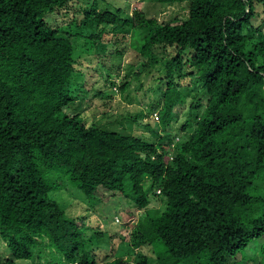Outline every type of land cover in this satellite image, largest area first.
I'll return each mask as SVG.
<instances>
[{
  "label": "trees",
  "instance_id": "trees-1",
  "mask_svg": "<svg viewBox=\"0 0 264 264\" xmlns=\"http://www.w3.org/2000/svg\"><path fill=\"white\" fill-rule=\"evenodd\" d=\"M152 1L183 15L159 22L126 0H0V238L10 255L0 264H35L45 249V264H245L259 238L264 264V0ZM53 15L71 23L54 26ZM130 30L136 72L152 76L136 90L148 94L152 132L164 133L154 141L100 126L82 110L92 100H76L84 51L119 63ZM130 82L120 76L116 90ZM65 185L140 210L128 238L86 235L52 196ZM152 197L162 206L149 207ZM100 238L110 255L99 261Z\"/></svg>",
  "mask_w": 264,
  "mask_h": 264
},
{
  "label": "rangeland",
  "instance_id": "rangeland-1",
  "mask_svg": "<svg viewBox=\"0 0 264 264\" xmlns=\"http://www.w3.org/2000/svg\"><path fill=\"white\" fill-rule=\"evenodd\" d=\"M79 1V6L84 4L85 0H76V3ZM120 0H110V2H119ZM123 1V0H121ZM125 1V0H124ZM128 3H123L125 10L131 11L134 6H139L141 10L147 12L148 16H156L159 22L167 21L174 16L183 15L181 6L178 3H168V4H159L153 3L152 0H126ZM182 4V3H181ZM116 5V4H112ZM257 11L260 13L261 17H264V11L260 5L256 6ZM49 22L54 25H64L69 24L68 20L63 17H57L55 15L48 18ZM72 30V28H71ZM132 36V30L128 31L127 36H125L124 41H121L122 46L120 49L124 50L123 56L118 63L115 59L116 54L112 53L113 57L108 54L99 55V57L93 52L84 51L80 57L77 69L83 73V78L81 80V88L79 89L77 95V101H81V98L87 97L91 99L92 103L87 107L82 106V110H86V114L95 117L94 121L97 122L100 126L104 128H109L112 126H117V130H126L130 133H139L144 135L146 138L157 140L162 134L155 135L151 130V125L149 122L150 115H147L150 103L148 101L147 95H143L142 92L136 90V87L140 83H144V88H147L146 84L152 82V76H145L146 70H143L142 74H137V70L140 69L139 65H135L138 62L140 57L135 48L132 47V40L128 36ZM111 36V35H110ZM115 36H112V40ZM120 39V35L118 36ZM111 38L109 40H111ZM121 39V40H123ZM74 45L77 48L84 49L85 46H88L84 39L73 38ZM104 47V45L100 46ZM98 46V48L100 49ZM114 48L112 46L108 52H112ZM96 51V50H95ZM89 54V55H87ZM160 65L157 63L153 66V69L150 72L153 74L158 73ZM109 73V74H108ZM128 74L131 78L129 90L125 93H121L118 89V80L119 77ZM119 74V75H118ZM114 83V85H113ZM110 88L113 92H111ZM99 91H104L106 96H100ZM192 93L191 90L187 92ZM110 94V95H109ZM150 94V93H149ZM110 101L108 108H103L102 101ZM109 103V102H107ZM101 104V105H100ZM187 107V106H186ZM185 107V108H186ZM87 108V109H86ZM107 109L109 113L102 114V112ZM143 109V110H141ZM142 111L143 118L141 121L132 122L130 115H133L134 111ZM175 116L178 115L174 111ZM94 115V116H93ZM185 109L179 112L178 120L172 122V132L179 133L181 125L184 122ZM148 123L150 126H146ZM156 125L153 129H155ZM174 133V134H175ZM184 133V132H183ZM174 136V135H173ZM176 136V135H175ZM176 140V138H175ZM101 199L88 201L87 199L80 196V194L71 188L69 185H65L61 190H57L52 193L54 199L65 209L66 213L77 219V224L79 226H87L85 229L86 235H93L96 232H106V233H118L121 238L127 239L130 233V227L133 225L136 217L141 214V211L134 209L128 205L126 201L119 196H110L107 191H101L98 193ZM149 207L162 206L157 198H151L149 201ZM118 213V215H117ZM260 238L258 241H255L248 246L246 252L247 258H254V262L248 261L246 264H261L260 257L258 256V244L261 243ZM108 238L103 240L100 238L98 245L105 249L101 254V257H97L98 260L106 258V255H110L108 248L110 244H107ZM125 245V244H124ZM120 248V245H119ZM49 250L45 249L44 253L40 258L35 257V264H45V260L48 259L47 252ZM0 256L3 258L9 257V253L6 249L5 241L0 238ZM19 264H32L28 260L18 261Z\"/></svg>",
  "mask_w": 264,
  "mask_h": 264
},
{
  "label": "clouds",
  "instance_id": "clouds-1",
  "mask_svg": "<svg viewBox=\"0 0 264 264\" xmlns=\"http://www.w3.org/2000/svg\"><path fill=\"white\" fill-rule=\"evenodd\" d=\"M176 136L174 137V140H175V138H176V140L175 141H179V140H181L182 139V135H180V134H175ZM210 228V227H209ZM216 234H220L219 233V231L217 232V231H214ZM260 239V238H259ZM259 239H255V240H252L250 243H249V245L252 243L253 245H255L254 244V242L255 241H258ZM248 245V246H249ZM258 245H260V244H258ZM259 247V246H258ZM247 250H248V247H247V249L245 250V255H246V258L243 260V262H245V261H247V259L249 260V258H247V254H246V252H247ZM254 259V258H253ZM252 262H254V260H252ZM246 264V263H245Z\"/></svg>",
  "mask_w": 264,
  "mask_h": 264
}]
</instances>
